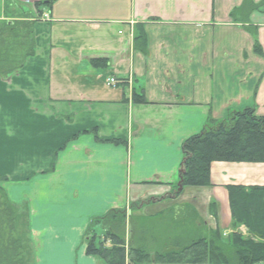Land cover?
I'll use <instances>...</instances> for the list:
<instances>
[{"label":"crops","instance_id":"obj_1","mask_svg":"<svg viewBox=\"0 0 264 264\" xmlns=\"http://www.w3.org/2000/svg\"><path fill=\"white\" fill-rule=\"evenodd\" d=\"M7 1L0 22L20 10L39 18L34 54L0 77V175L45 197L29 228L46 264H105L85 254L84 231L132 202H141L132 215L187 216L207 238L248 237L242 224L231 227L225 187L264 186V163L213 161L209 186L170 193L183 140L209 118L247 107L264 115V13L234 22L229 13L243 0ZM39 1L47 5L37 15ZM246 25L257 28L261 56ZM94 58L106 66L94 67ZM108 76L119 84L107 86ZM58 201L65 206L56 209Z\"/></svg>","mask_w":264,"mask_h":264},{"label":"trees","instance_id":"obj_2","mask_svg":"<svg viewBox=\"0 0 264 264\" xmlns=\"http://www.w3.org/2000/svg\"><path fill=\"white\" fill-rule=\"evenodd\" d=\"M33 5L38 15L47 2ZM255 11L264 13V0H243L229 16L234 22L247 23L248 14ZM17 17L0 22V77L17 72L35 52L32 29L35 19L22 10ZM27 17L30 19L24 20ZM245 29L253 38V51L261 56L256 26L246 25ZM137 47L144 50L143 38ZM90 63L94 67L106 66L103 58L91 59ZM132 100L145 102L142 94H134ZM181 151L179 180L183 187L209 186L213 161L264 163V115H257L253 107H247L220 121L209 118L206 126L183 140ZM6 180V176L0 175V264H33L29 210L26 204L20 208L10 200L4 186ZM225 188L231 227L242 224L248 237L235 232L225 243L211 232L207 238L198 229L193 231L187 216L175 220L171 214L152 219L132 215L141 203L132 202L128 209H109L90 220L83 235L84 252L105 264H125L126 260L130 264H264V186ZM176 189L174 186L170 195L181 192Z\"/></svg>","mask_w":264,"mask_h":264},{"label":"rangeland","instance_id":"obj_3","mask_svg":"<svg viewBox=\"0 0 264 264\" xmlns=\"http://www.w3.org/2000/svg\"><path fill=\"white\" fill-rule=\"evenodd\" d=\"M12 181H10L9 179H7L4 182V186L6 187L7 190V194L8 197L10 198L11 201H13L14 203H16L18 205V207L21 208V206L23 204L27 205V208L29 210V219H28V224L29 226H33L35 225V221H31V210L32 208H35L37 206L42 207L44 204V200L45 197H36V196H28V192H23L22 189H12L11 185H12ZM35 198V199H34ZM54 206L56 207V209H59L63 206H65V204L58 202L54 203ZM66 210H61V212H64ZM52 214L58 216L60 215L59 211L53 212ZM30 233L28 234L30 242L33 246V264H46L47 260L45 259V257L43 256V252L42 251H38L39 245H37L34 242L33 236H32V232H31V228H29ZM98 233L101 235L102 231L98 230Z\"/></svg>","mask_w":264,"mask_h":264},{"label":"built area","instance_id":"obj_4","mask_svg":"<svg viewBox=\"0 0 264 264\" xmlns=\"http://www.w3.org/2000/svg\"><path fill=\"white\" fill-rule=\"evenodd\" d=\"M44 16H46V15H44ZM106 84L114 86L116 84V80L113 79V78H108L107 81H106Z\"/></svg>","mask_w":264,"mask_h":264},{"label":"water","instance_id":"obj_5","mask_svg":"<svg viewBox=\"0 0 264 264\" xmlns=\"http://www.w3.org/2000/svg\"><path fill=\"white\" fill-rule=\"evenodd\" d=\"M182 170L179 169V172H181ZM182 189V184H181V181L179 180L178 183H177V191H180Z\"/></svg>","mask_w":264,"mask_h":264}]
</instances>
